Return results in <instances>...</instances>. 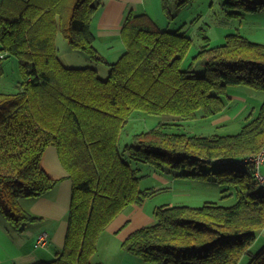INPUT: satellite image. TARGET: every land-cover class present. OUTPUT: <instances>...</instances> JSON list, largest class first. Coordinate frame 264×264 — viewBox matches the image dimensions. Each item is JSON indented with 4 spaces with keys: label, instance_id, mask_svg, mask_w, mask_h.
<instances>
[{
    "label": "trees",
    "instance_id": "16d2710c",
    "mask_svg": "<svg viewBox=\"0 0 264 264\" xmlns=\"http://www.w3.org/2000/svg\"><path fill=\"white\" fill-rule=\"evenodd\" d=\"M170 16L172 4L161 0ZM104 0H0V80L5 60L18 59L15 92L0 89V213L22 229L39 219L21 209L24 198H39L56 187L42 165L56 147L72 180L68 229L55 258L37 264H98L92 261L99 236L128 206H140L157 192L140 188L139 169L126 157L159 174L214 182L235 189L237 201L202 206L164 204L155 224L136 229L122 247L146 264H264V245L250 247L264 230V186L251 160L264 149V102L235 134L173 131L163 122L120 138L135 111L183 121L214 119L225 110L230 85L264 91V43L235 33L218 47L208 44L193 58L204 74L183 69L192 38L161 28L147 13L130 12L122 28L126 49L110 62L96 47L93 18ZM230 8L264 10V0H226ZM59 33L70 46L111 71L102 78L92 67H68L60 58ZM226 96V95H225ZM264 166L261 167V170ZM232 193V192H231Z\"/></svg>",
    "mask_w": 264,
    "mask_h": 264
},
{
    "label": "rangeland",
    "instance_id": "374dc122",
    "mask_svg": "<svg viewBox=\"0 0 264 264\" xmlns=\"http://www.w3.org/2000/svg\"><path fill=\"white\" fill-rule=\"evenodd\" d=\"M226 0H191L185 7L172 4L174 17H170L160 6H157V23L163 28L180 32L192 38V45L183 61L182 68L187 69L193 63V58L208 44L218 47L226 42L230 34H241L251 41L264 43V10L250 11L244 8H230ZM163 7V5H162ZM61 60L68 67H92L97 69L102 78H107L111 67L107 64L96 63L84 53L73 49L61 33L57 39ZM123 49L126 47L122 46ZM116 47L107 53L110 62H115L123 52ZM203 59L195 62L193 67L198 75H203L205 68ZM6 73L0 80V89L6 93L15 92V83L20 79L18 59L10 57L5 60ZM226 95V96H225ZM224 95L225 110L214 119L199 116L197 119L183 121L180 117L170 115H150L143 111H135L120 138V146L134 143L137 133L148 131L158 124L170 122L180 123L173 131L193 134H235L248 122V116H254L264 102V91L245 85H230ZM126 159L139 169L140 188H154L155 194L145 199L140 206L126 207L99 236L97 251L92 261L98 264H146L142 258L130 253L121 246L122 242L114 233L116 227L122 226V218L135 214L126 219V227L141 228L155 224V210L164 204L202 206L206 201L218 202L221 205H233L237 201L235 189L222 186L210 179L197 181L177 175V172L159 174L155 169L129 157ZM264 174V167L262 168ZM232 192V193H231ZM21 199L19 205L22 204ZM130 219V221H129ZM125 222V223H126ZM124 223V224H125ZM25 225L23 226V228ZM126 228L122 229L125 230ZM135 229V230H136ZM134 230V231H135ZM264 245V230L258 232L257 240L250 247L252 253L258 252ZM49 259V258H46ZM248 255L239 264H248Z\"/></svg>",
    "mask_w": 264,
    "mask_h": 264
},
{
    "label": "crops",
    "instance_id": "0c3cea01",
    "mask_svg": "<svg viewBox=\"0 0 264 264\" xmlns=\"http://www.w3.org/2000/svg\"><path fill=\"white\" fill-rule=\"evenodd\" d=\"M158 5L160 11L163 10L161 0H104L103 6L93 18L95 45L98 50L104 56L107 54L105 52H114L110 50L116 47L120 50H116L115 54L117 51L124 52L122 46H126L121 32L129 13H147L157 20ZM42 165L59 183L42 197L22 200L21 209L39 219L28 222L21 230L0 213V264H37L55 258L57 252L64 247L72 198V180L62 165L56 147L50 146L46 149ZM134 214L124 216L122 226L114 229L119 241L123 242L136 229L126 227V219ZM124 228L126 229L122 230ZM42 232L49 234V241L45 246H37L38 235Z\"/></svg>",
    "mask_w": 264,
    "mask_h": 264
},
{
    "label": "built area",
    "instance_id": "2783aa9c",
    "mask_svg": "<svg viewBox=\"0 0 264 264\" xmlns=\"http://www.w3.org/2000/svg\"><path fill=\"white\" fill-rule=\"evenodd\" d=\"M256 165V177L260 181L261 185L264 186V174L261 167L264 166V149L251 159ZM49 241V234L47 232H42L38 235L37 246H45Z\"/></svg>",
    "mask_w": 264,
    "mask_h": 264
}]
</instances>
